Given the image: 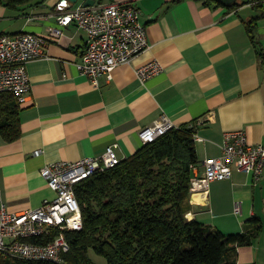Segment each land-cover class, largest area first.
I'll return each instance as SVG.
<instances>
[{
    "label": "crops",
    "instance_id": "0c3cea01",
    "mask_svg": "<svg viewBox=\"0 0 264 264\" xmlns=\"http://www.w3.org/2000/svg\"><path fill=\"white\" fill-rule=\"evenodd\" d=\"M62 1L31 0L17 10L0 4V35H46L57 26L55 7ZM94 1L137 8L148 48L93 86L75 66L85 34L72 24L47 46L45 58L27 65L31 89L27 103L19 105L20 136L12 142L0 136V193L9 212L33 210L54 198L40 175L44 166L100 157L112 144L127 159L143 145L139 132L162 114L175 126L195 124L204 139L196 143L199 163L192 176L204 172V159L221 155L226 132L242 131L252 145L264 142V1L257 9L243 4L249 0H237L240 6L231 9L206 0ZM154 60L162 72L141 84L135 69ZM189 202V220L223 234L242 233L250 219H259L260 235L237 249L236 263L264 264V178L255 183L252 175L233 170L230 179L210 185L207 197L190 195Z\"/></svg>",
    "mask_w": 264,
    "mask_h": 264
},
{
    "label": "built area",
    "instance_id": "2783aa9c",
    "mask_svg": "<svg viewBox=\"0 0 264 264\" xmlns=\"http://www.w3.org/2000/svg\"><path fill=\"white\" fill-rule=\"evenodd\" d=\"M55 8L57 26L50 27L46 35H0V95H12L20 106L27 103L31 89L27 65L45 58L47 46L59 40L64 28L72 24L85 34V50L75 66L93 86H97L101 76L111 79L117 67L129 64L148 48L146 28L139 22L140 11L131 4L113 2L83 7L62 1ZM162 70L161 64L154 60L135 69V75L144 84ZM172 128L177 126L162 114L158 123L139 132V139L144 145ZM193 138L196 143L204 142L198 134ZM116 149L117 145L112 144L100 157L44 166L40 175L54 198L44 200L36 209L9 212L0 193V256L63 263V255L70 250L66 232L82 229L75 187L94 174L116 166L121 161ZM220 149L219 157L202 161L201 175L192 176L191 196L207 197L210 185L230 179L233 170L252 175L255 183L264 178V142L252 145L244 132L232 131L224 134ZM234 211L239 213L240 206L236 204Z\"/></svg>",
    "mask_w": 264,
    "mask_h": 264
},
{
    "label": "trees",
    "instance_id": "16d2710c",
    "mask_svg": "<svg viewBox=\"0 0 264 264\" xmlns=\"http://www.w3.org/2000/svg\"><path fill=\"white\" fill-rule=\"evenodd\" d=\"M30 1L0 0V4L17 10ZM263 1L243 4L255 3L257 9ZM252 25L247 26L251 41ZM18 111L12 95H0V136L5 142L20 136ZM195 134V124L172 128L113 168L80 182L75 195L82 229L66 232L70 250L61 264H92L90 249L107 264H237V249L250 246L262 224L253 218L242 233L223 234L187 218L192 169L199 163ZM0 264L59 263L0 256Z\"/></svg>",
    "mask_w": 264,
    "mask_h": 264
},
{
    "label": "water",
    "instance_id": "95a60500",
    "mask_svg": "<svg viewBox=\"0 0 264 264\" xmlns=\"http://www.w3.org/2000/svg\"><path fill=\"white\" fill-rule=\"evenodd\" d=\"M65 1H68L71 4H77V2L80 0H65ZM211 1L217 2V3H222L224 5H231V4L235 3L237 0H211ZM94 4H95L94 0H83L81 5L83 7H91V6H94Z\"/></svg>",
    "mask_w": 264,
    "mask_h": 264
},
{
    "label": "rangeland",
    "instance_id": "374dc122",
    "mask_svg": "<svg viewBox=\"0 0 264 264\" xmlns=\"http://www.w3.org/2000/svg\"><path fill=\"white\" fill-rule=\"evenodd\" d=\"M243 1V0H242ZM88 257L92 264H107V261L104 257L96 254L93 250L88 251Z\"/></svg>",
    "mask_w": 264,
    "mask_h": 264
}]
</instances>
